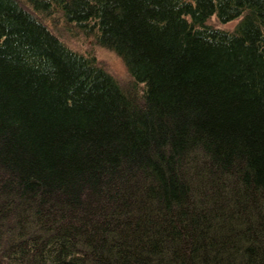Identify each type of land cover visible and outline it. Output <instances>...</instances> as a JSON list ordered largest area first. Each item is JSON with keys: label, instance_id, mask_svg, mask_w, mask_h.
<instances>
[{"label": "trees", "instance_id": "trees-1", "mask_svg": "<svg viewBox=\"0 0 264 264\" xmlns=\"http://www.w3.org/2000/svg\"><path fill=\"white\" fill-rule=\"evenodd\" d=\"M0 264H264V0H0Z\"/></svg>", "mask_w": 264, "mask_h": 264}, {"label": "rangeland", "instance_id": "rangeland-1", "mask_svg": "<svg viewBox=\"0 0 264 264\" xmlns=\"http://www.w3.org/2000/svg\"><path fill=\"white\" fill-rule=\"evenodd\" d=\"M59 16L57 13L54 15ZM54 17H50L53 19ZM56 18V17H55ZM54 18V19H55ZM238 18L221 22L216 16H212L208 21L216 26L225 29H232L236 24ZM52 29L59 33L60 37L73 49H76L85 54L94 55L95 59L102 65L107 71H109L121 84H128L131 80L130 74L121 59V57L111 49L103 47L95 43L93 37L84 35L80 31H75L73 28H69L63 19L57 20L56 25L52 24Z\"/></svg>", "mask_w": 264, "mask_h": 264}]
</instances>
